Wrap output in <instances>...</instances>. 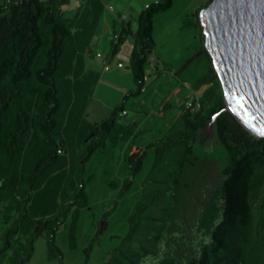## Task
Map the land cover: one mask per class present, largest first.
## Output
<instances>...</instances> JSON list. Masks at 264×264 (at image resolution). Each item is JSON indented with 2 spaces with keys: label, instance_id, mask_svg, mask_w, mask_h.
Instances as JSON below:
<instances>
[{
  "label": "trees",
  "instance_id": "16d2710c",
  "mask_svg": "<svg viewBox=\"0 0 264 264\" xmlns=\"http://www.w3.org/2000/svg\"><path fill=\"white\" fill-rule=\"evenodd\" d=\"M67 3L0 0V262L24 264L40 235L47 257L61 260L54 239L66 218L68 245L75 248L79 210L88 207L85 181L94 175L84 176V163L96 150L137 135L136 122L120 117L127 96L144 86L153 16L172 0L146 3L135 29L127 15L112 33L107 62L128 35L134 37L129 66L135 88L98 122L86 118L100 75L87 61L104 3L81 0L66 14ZM200 47L197 53L206 52L202 39ZM206 54L199 108L189 111L184 100L167 131L128 153L122 192L145 160L147 169L126 232L100 264H264V137L226 107ZM214 114L217 147L200 157L195 147L209 140L204 131Z\"/></svg>",
  "mask_w": 264,
  "mask_h": 264
},
{
  "label": "rangeland",
  "instance_id": "374dc122",
  "mask_svg": "<svg viewBox=\"0 0 264 264\" xmlns=\"http://www.w3.org/2000/svg\"><path fill=\"white\" fill-rule=\"evenodd\" d=\"M80 1L69 0L62 10L70 14ZM152 1L102 0L104 10L96 29L97 38L93 41L94 54L104 56L109 53V40L113 39L112 33L121 24L119 16L129 15L131 27L135 29L136 14ZM208 1L172 0L167 9L154 14V46L146 57L144 89L127 96L126 114L120 117L123 122H136L137 135L128 141H119L114 146L106 145L96 150L84 163V176L91 172L94 175L85 181L88 207L79 210L75 248L71 249L68 245L69 218H66L64 225L57 229L54 239L61 251V260L47 257L46 238L40 235L34 241L31 257L24 264H100L124 236L126 215L139 195L140 181L148 165V160H145L142 169L130 177V188L122 192L123 183L129 178L128 153L135 145L143 147L167 131L179 114L180 104L192 94L200 96L207 86L206 82H199L207 72L208 58L205 51L197 53L201 48L202 26L196 12ZM133 39V35L126 37L107 62V69L94 56L87 61L88 67L100 71L85 109L88 121L102 120L127 90L135 88L129 66ZM118 62L122 64L120 67H117ZM190 116L194 117V114ZM204 134L209 136V140L195 147L200 157L217 147L213 125L207 123ZM110 180H114L115 184H109ZM2 229L3 224L0 223V246L3 241ZM0 264L9 263L4 258Z\"/></svg>",
  "mask_w": 264,
  "mask_h": 264
},
{
  "label": "water",
  "instance_id": "95a60500",
  "mask_svg": "<svg viewBox=\"0 0 264 264\" xmlns=\"http://www.w3.org/2000/svg\"><path fill=\"white\" fill-rule=\"evenodd\" d=\"M197 18L226 107L264 137V0H210Z\"/></svg>",
  "mask_w": 264,
  "mask_h": 264
},
{
  "label": "built area",
  "instance_id": "2783aa9c",
  "mask_svg": "<svg viewBox=\"0 0 264 264\" xmlns=\"http://www.w3.org/2000/svg\"><path fill=\"white\" fill-rule=\"evenodd\" d=\"M119 19L120 20H125L126 19V15L119 16ZM94 58H95V60H97L99 63H101L103 65V68L104 69H107L108 68L107 67V61H106V59L103 56H101L99 53H95L94 54ZM121 65L122 64L120 62L117 63V66H119V67ZM145 79H146V76L144 75L143 76V82H144ZM143 89H144V86L141 87V90H143ZM184 106L189 111H195V110H197L199 108V103H198L197 96L192 94V96L184 102ZM122 113H125V111H122Z\"/></svg>",
  "mask_w": 264,
  "mask_h": 264
},
{
  "label": "crops",
  "instance_id": "0c3cea01",
  "mask_svg": "<svg viewBox=\"0 0 264 264\" xmlns=\"http://www.w3.org/2000/svg\"><path fill=\"white\" fill-rule=\"evenodd\" d=\"M129 17H130V16H129ZM130 35H132V34H130ZM96 38H97V36L95 35V36H94V40H95ZM117 67H119V66H117ZM125 111H126V110H125ZM125 114H126V113H125Z\"/></svg>",
  "mask_w": 264,
  "mask_h": 264
}]
</instances>
